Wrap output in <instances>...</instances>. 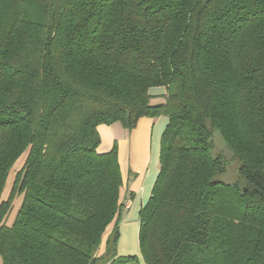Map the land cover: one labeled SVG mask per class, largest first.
Wrapping results in <instances>:
<instances>
[{
    "label": "trees",
    "instance_id": "16d2710c",
    "mask_svg": "<svg viewBox=\"0 0 264 264\" xmlns=\"http://www.w3.org/2000/svg\"><path fill=\"white\" fill-rule=\"evenodd\" d=\"M160 116L140 255H119L124 179L98 126ZM215 133L239 161L232 183ZM0 255L264 264V0H0Z\"/></svg>",
    "mask_w": 264,
    "mask_h": 264
},
{
    "label": "crops",
    "instance_id": "0c3cea01",
    "mask_svg": "<svg viewBox=\"0 0 264 264\" xmlns=\"http://www.w3.org/2000/svg\"><path fill=\"white\" fill-rule=\"evenodd\" d=\"M154 90L155 92L163 91L162 88ZM166 124L167 118L160 116L156 118L142 117L136 128L132 130L126 129L120 122L98 126L101 136V143L98 147L100 152L110 151L115 142L118 145L120 167L124 179L120 195L124 207L121 216L123 213L125 214L126 210L129 213L133 208L139 212L150 197L152 186L159 171L160 141ZM155 151L157 152V161L154 159ZM13 214L8 219V224L13 223L17 211ZM138 227H140V222L137 230H139ZM112 229L111 226L104 235L99 254L105 251L106 241ZM124 236L125 238L128 236L127 231ZM120 243L121 240L118 241L121 250L117 246L119 255L137 253L134 249L125 250V243Z\"/></svg>",
    "mask_w": 264,
    "mask_h": 264
},
{
    "label": "rangeland",
    "instance_id": "374dc122",
    "mask_svg": "<svg viewBox=\"0 0 264 264\" xmlns=\"http://www.w3.org/2000/svg\"><path fill=\"white\" fill-rule=\"evenodd\" d=\"M214 144H215L214 153L223 154L226 160L228 161L227 172L222 175H219L217 178L222 181L232 183L238 178L239 161L234 158L232 151L226 146V144L224 143L219 133L218 134L215 133ZM154 159L155 161H157L156 151L154 152ZM22 166H23V160L21 159L17 162V164H15L13 168V171L7 183V187L5 188V191L3 193V199H7L9 192L12 188L13 181L16 177V174L22 168ZM21 198L22 197L20 196L16 199L15 206H14V209L11 215H14L13 213L16 212V209H18L17 207L19 203H21ZM127 211L128 210L125 211V214L124 213L122 214L119 220L120 237L118 241L120 242L121 240V243L123 242L125 243V247H126L125 250L134 249L135 251H137L136 254L140 255L139 230H137V226L139 224V220H138L139 212H137L135 208H133L129 213ZM126 231L128 232V236L125 238L124 233ZM117 246H118V243H117ZM118 248L120 249V246H118ZM1 261L2 260H1V255H0V264H1Z\"/></svg>",
    "mask_w": 264,
    "mask_h": 264
}]
</instances>
